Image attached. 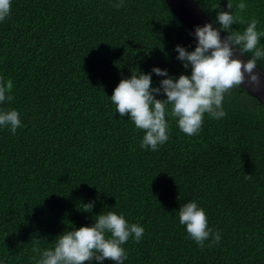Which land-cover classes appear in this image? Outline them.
Segmentation results:
<instances>
[{
  "label": "trees",
  "instance_id": "16d2710c",
  "mask_svg": "<svg viewBox=\"0 0 264 264\" xmlns=\"http://www.w3.org/2000/svg\"><path fill=\"white\" fill-rule=\"evenodd\" d=\"M195 1L220 30L217 13L232 11L244 21L233 30L256 19L264 32V0H232V10L228 0ZM119 2L11 0L0 21V79L13 83V100L0 110L21 120L15 134L0 126V264H36L33 247L52 249L59 235L109 211L144 228L139 243L122 245L123 264H264V104L233 88L223 118L205 114L188 136L166 115L168 141L142 148L145 133L119 115L114 89L133 72L151 73L154 88L190 76L175 48L194 51L197 40L164 0L113 7ZM257 67L264 72V58ZM192 201L219 244L201 248L187 237L179 208Z\"/></svg>",
  "mask_w": 264,
  "mask_h": 264
},
{
  "label": "clouds",
  "instance_id": "9594fccd",
  "mask_svg": "<svg viewBox=\"0 0 264 264\" xmlns=\"http://www.w3.org/2000/svg\"><path fill=\"white\" fill-rule=\"evenodd\" d=\"M122 6V0L113 5L117 9ZM236 7L243 12L248 6L240 2ZM227 9H233L232 0H228ZM10 12L11 0H0V21ZM216 22L228 33L224 39H221L220 30L206 23L195 28L197 44L194 51H187L180 45L175 48L183 67H191L190 76L181 74L175 79L168 77L166 70L154 67L153 73L168 77L160 81L159 87H152L151 73L137 75L133 72L130 79H122L114 89L110 100L119 115L129 116L135 127L145 133L142 148L156 151L168 141L166 115L177 120L183 133L194 136L200 132L205 114L217 120L226 115L223 109L226 93L242 84L259 90L264 83L261 75L254 71L257 60L264 58V49L258 47L260 37L264 36V32L257 31L258 21L252 19L243 32L236 31L232 26L244 21L232 11H219ZM246 53H252L247 61L238 58V54ZM12 89L10 79H0V103L13 100ZM161 94L166 95V99L156 98ZM0 126L10 128L15 134L21 126L19 112L0 110ZM252 178L245 174V179ZM93 207V202L85 205L86 211ZM179 224L186 226L187 237L201 248L206 240H211L210 247L221 240L219 232L208 227L206 213L195 201L179 208ZM143 234L142 226L129 224L122 215L109 211L96 216L92 226L59 235L52 249L41 251L38 246L33 247V252L39 255V259L34 256L33 260L36 264H103L105 260L123 264L127 253L122 245L130 237L139 243Z\"/></svg>",
  "mask_w": 264,
  "mask_h": 264
},
{
  "label": "water",
  "instance_id": "95a60500",
  "mask_svg": "<svg viewBox=\"0 0 264 264\" xmlns=\"http://www.w3.org/2000/svg\"><path fill=\"white\" fill-rule=\"evenodd\" d=\"M169 6L171 11L185 26V28L192 33L191 35L196 39L194 33L196 26H204L206 23H211L213 28L220 30L215 23L206 15L202 8L197 4L195 0H164ZM221 39H224L226 35L220 30ZM238 58L247 61L245 55H239ZM261 75V80L264 81V72L258 67L254 70ZM248 93L255 97L260 103L264 104V83L259 90L248 86L241 85Z\"/></svg>",
  "mask_w": 264,
  "mask_h": 264
}]
</instances>
